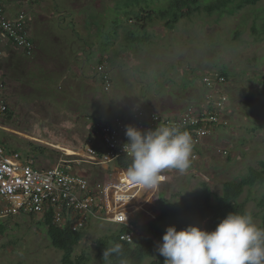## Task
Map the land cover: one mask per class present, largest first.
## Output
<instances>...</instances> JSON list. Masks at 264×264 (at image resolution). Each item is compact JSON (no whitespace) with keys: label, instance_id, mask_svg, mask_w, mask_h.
I'll use <instances>...</instances> for the list:
<instances>
[{"label":"rangeland","instance_id":"374dc122","mask_svg":"<svg viewBox=\"0 0 264 264\" xmlns=\"http://www.w3.org/2000/svg\"><path fill=\"white\" fill-rule=\"evenodd\" d=\"M24 1H28L25 12L29 16L42 15L34 20L39 25L36 34H50L41 37L42 43L36 41L33 56L14 54L0 70L6 83L2 93L10 104L9 112L0 116V143L4 142L6 148L33 149L27 147L32 143L38 150L35 164L47 168L62 155V148L71 151L84 144L96 118L110 119L137 108L163 117L176 116L188 106L193 108L202 102V76L224 70L231 83L227 88L216 89L229 97V125L215 129L204 140L198 149V160L191 162L185 173H162L164 179L159 187L142 190L135 198L139 201L130 209L139 214L153 207L158 197L182 201L198 194L203 182L212 194L220 195L224 183L237 181L249 168L257 169L259 162L264 161V0L231 16L200 14L181 20L174 31L165 30L162 23L148 26L153 38L141 53L123 56L115 67L103 63L113 82L108 93L102 90V76L97 72L101 52L95 44L88 50L83 42L69 41L71 28L67 24L73 19L74 27H79L86 37L83 21L90 13L102 12L109 0H57L54 3L65 6L67 14L61 9L55 18L52 12L43 14L40 8L49 2L30 6L29 0ZM68 9L73 13L69 17ZM49 20L51 24L47 25ZM91 51L93 57L87 59L86 54ZM31 157L32 154L27 159ZM96 170L84 164L80 172L92 178ZM115 173L108 177L116 179L118 172ZM263 196L264 186L256 185L246 188L238 199L257 226L264 211L257 204ZM109 201L110 198L104 200L109 209L103 221L91 222L75 254L84 250L93 256L95 240L122 226L110 221L113 212ZM39 217L20 215L0 221L6 227L0 234V264L60 261L62 253L50 244L45 228L38 224ZM133 217L134 214L127 217L128 222ZM144 231H140L143 236Z\"/></svg>","mask_w":264,"mask_h":264},{"label":"trees","instance_id":"16d2710c","mask_svg":"<svg viewBox=\"0 0 264 264\" xmlns=\"http://www.w3.org/2000/svg\"><path fill=\"white\" fill-rule=\"evenodd\" d=\"M29 1L32 6L33 4L38 6L49 2L47 7L40 8L43 14L52 12L53 18L60 13L61 9L65 10V6H59V4L54 3L57 0ZM260 1L109 0L102 12L96 13L95 11L93 14L90 13L87 21H83V26H86V37L81 35L79 27H74L76 23L71 22L73 19L68 22L67 25L71 28L69 30L71 39L69 41L83 42V47L88 50H91L93 44H95L98 52H101L97 65L104 66L105 64L103 63L107 62L111 67L112 65L115 67V62L120 58L129 53H141L151 43L150 40L153 36L151 32L147 31L148 26L156 27L162 23L165 30L174 31L181 20L200 14L206 16L217 15L218 17L223 15L231 16L234 12H239L245 7L256 6ZM65 11L67 14V8ZM70 13L72 12L68 9V17L71 15ZM40 17L42 15L40 16L39 14L37 16L35 14L26 16L28 27H31L34 20ZM39 23L40 21L38 20ZM49 24H51L50 20L47 25ZM33 25V28L36 29V31L34 29L32 32L34 39L38 43H42L41 37H47L50 33H46L43 36L36 34L39 25H36L35 22ZM92 28L95 30L90 32ZM89 37L95 40L90 42L88 40ZM9 54H11L10 59H13L15 51H10ZM86 55L87 59L93 57L92 51ZM5 63L2 59L0 60V70H4ZM218 72L225 76L226 80L229 79L228 73L224 70H219ZM97 87L99 86L97 85ZM197 105L199 104L195 106L197 107ZM1 143L4 145V142ZM33 145L32 143L27 144V147L33 149H26L25 147L22 150L23 148L20 146H8L7 148L29 158L31 154L34 157L38 156L36 153L38 151H36L37 146ZM128 162L130 164L131 161L122 159L116 166L127 169L129 166ZM256 185L264 186V161L259 162L257 169L249 168L247 174L237 181L224 183L220 195L212 194L211 188L203 182L198 194L182 201H169L163 197H158L153 207H149L139 214L135 213L127 224L120 226L119 229L108 235L98 237L95 240L96 249L93 256L84 250L79 254H75L76 248L85 239L89 228L72 231L69 226L54 224L51 214L42 217L38 224L45 228L52 247L62 253L60 261L56 264H120L121 260L126 261V264H144L146 260H149L148 264H164L165 258L158 253L157 248L162 242V235L168 226H175L177 230H181L192 225L202 230L212 231L228 213H245V204L239 203L238 199L246 188H252ZM257 205L264 210V196L258 201ZM258 227L264 228V211ZM142 229L145 230V236L140 233ZM5 230V225L0 222V234H3ZM126 233H131L134 236L131 243L121 240V236ZM113 242L120 243L123 246L122 255L119 257L114 255L110 258V262L103 261L104 249L112 246Z\"/></svg>","mask_w":264,"mask_h":264},{"label":"built area","instance_id":"2783aa9c","mask_svg":"<svg viewBox=\"0 0 264 264\" xmlns=\"http://www.w3.org/2000/svg\"><path fill=\"white\" fill-rule=\"evenodd\" d=\"M28 25L26 14L20 13L14 19H8L0 8V40L10 41L31 55L33 45ZM202 82L207 87L202 102L197 107L187 109L177 119L135 111L128 118L95 123L89 130L87 143L78 160L61 158L51 167L37 168L33 161L18 152L8 151L0 144V219L51 214L54 224L70 223L73 230H78L85 225L89 216L104 211V198L110 193L114 195L115 204L124 203L126 197L139 186L129 179L93 184L89 179L91 176L81 173L77 166L86 164L106 170L118 159L130 157L124 151L127 143L125 129L128 125L142 132L159 126H178L191 135V161H197L198 149L204 140L215 129L228 125L225 110L227 96L216 89L218 84L224 82V78L213 74L203 77ZM9 109L7 100L0 97V116L6 115ZM170 171L165 170L163 173ZM118 219L123 220L124 217L119 215ZM126 238L129 239V236Z\"/></svg>","mask_w":264,"mask_h":264},{"label":"clouds","instance_id":"9594fccd","mask_svg":"<svg viewBox=\"0 0 264 264\" xmlns=\"http://www.w3.org/2000/svg\"><path fill=\"white\" fill-rule=\"evenodd\" d=\"M22 13L29 16L26 12ZM4 42L0 40V45ZM213 74H219V72L214 71L210 75ZM219 75L225 79V76ZM203 77L205 76H202V79ZM202 86V91L206 93L207 87L204 84ZM228 105L227 103L225 107L227 118ZM125 135L127 143L124 145V151L130 157L118 159L106 170L96 168L98 169L96 173H100L97 175L99 183L129 179L142 190L151 191L159 187L164 179L162 173L165 170H177L183 174L191 166L192 137L178 126H159L142 132L128 125ZM122 159L131 161L130 164L127 163L129 164L127 169L116 166ZM115 170L118 172L117 178L108 177L116 174ZM122 249L123 246L120 243L113 242L112 246L104 249L103 261L110 262V258L114 255L121 256ZM157 251L165 258L164 264H264V228L256 225L249 212L243 214L230 212L212 231L202 230L192 225L181 230H177L175 226H168ZM120 264H126V261L121 260Z\"/></svg>","mask_w":264,"mask_h":264},{"label":"bare ground","instance_id":"6f19581e","mask_svg":"<svg viewBox=\"0 0 264 264\" xmlns=\"http://www.w3.org/2000/svg\"><path fill=\"white\" fill-rule=\"evenodd\" d=\"M29 38H30V41L33 45V51L31 53V55H28L27 52L19 47H17L15 44H13L12 42L10 41H5L3 44L0 45V58H3L7 55V57L10 55L9 52L10 51H14L13 49L17 50L20 52V54H22L23 56H27V57H31L33 56V52H35V46H36V40L34 39L33 35H32V32L30 31L29 32ZM106 69L105 66L103 65H100L98 68H97V72L99 74H101L102 76V79H101V86H102V90L104 92H109L110 89L112 88V79L110 77V72L107 71V70H104ZM231 83V79H224V82L222 84H218L217 86L219 88H227L229 86V84ZM0 84L2 85V88H0V97L6 99L5 95L2 93L4 90H5V87H6V83L4 82V77L2 76V74L0 73ZM227 96V102L229 104V97L228 95ZM7 100V99H6ZM8 102V101H7ZM191 108L188 106V109ZM135 111H143L145 114L147 115H151V114H156L158 115L159 117H163L161 116L160 114L154 112V111H147L143 108H137L136 110H134L133 112L129 113V114H123V115H119L118 117L116 116H113L111 117L110 119L108 118H96L95 120H93L91 122V125H94L95 123H104V122H107V121H110L112 119H115V118H128L130 117ZM184 111H181L178 115L176 116H167V117H163V118H168V119H177L179 118L184 112ZM229 125V123H228ZM92 127V126H91ZM89 137V134L87 135V137L85 138V141H84V144L78 148V149H72L71 151L69 149H63L62 151V155L60 157H58L57 159H55V161L51 164V166H53L54 164H56L59 159L61 158H67V159H70V160H78L80 158V155L83 153V149L85 147V144L87 143V139ZM31 161H33V165L34 167H37V165L35 164V160H34V156L31 157ZM191 162H194V161H191ZM84 165V164H80L77 166L78 170L81 171V166ZM49 166V167H51ZM38 168V167H37ZM172 171V170H171ZM95 173V176H93L92 178H89L90 181L93 183V184H96V183H99V179H98V176H97V173L96 171H94ZM166 174V173H165ZM142 191L141 188L138 189L137 192L135 193H131L129 194V196L126 197V200L124 203H120V204H115L114 203V195L113 193H110L107 197L104 198V200H106L107 198H110V204H111V211L113 212V218L110 219V221L114 224H119V225H124V224H127L128 223V220H127V217H129L130 215L136 213V210H133V209H130L131 207H133L134 204H136V202H138L139 200L138 199H135L137 197V195ZM105 203V209L104 211L100 212L99 214H97L96 216H89L86 221H85V225L78 229V230H73L70 226V223L69 224H65V225H60V226H69L72 231H79V230H82V229H87L91 226V222L92 221H99V222H102L103 221V215L106 214V212L108 211L109 209V205L107 204V202H104ZM126 211H130V212H126ZM48 215V214H47ZM119 215H122L124 217L123 220H119ZM32 216V215H30ZM46 216V215H45ZM33 217H38V216H33ZM44 217V216H41L39 217L40 219ZM126 217V218H125ZM0 220H3V219H0ZM129 236V239H127L126 237ZM134 236L131 234V233H126V234H123L121 236V240L122 241H125L127 243H131L132 240H133Z\"/></svg>","mask_w":264,"mask_h":264},{"label":"crops","instance_id":"0c3cea01","mask_svg":"<svg viewBox=\"0 0 264 264\" xmlns=\"http://www.w3.org/2000/svg\"><path fill=\"white\" fill-rule=\"evenodd\" d=\"M28 1H21V0H4L2 3V0H0V8H3L4 14L8 18H15L19 13L27 11V3ZM32 6V5H30ZM29 14V13H28ZM15 51V54H20L19 51L13 49ZM21 55V54H20ZM11 54L7 57V55L2 59L3 62H6V60L10 59Z\"/></svg>","mask_w":264,"mask_h":264}]
</instances>
